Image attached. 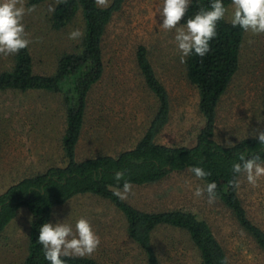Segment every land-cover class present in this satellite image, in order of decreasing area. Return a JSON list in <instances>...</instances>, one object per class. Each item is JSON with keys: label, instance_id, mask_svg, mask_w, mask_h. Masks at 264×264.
I'll return each instance as SVG.
<instances>
[{"label": "rangeland", "instance_id": "1", "mask_svg": "<svg viewBox=\"0 0 264 264\" xmlns=\"http://www.w3.org/2000/svg\"><path fill=\"white\" fill-rule=\"evenodd\" d=\"M25 9L32 8L22 0ZM111 0H108L110 3ZM161 0H127L107 29L104 39L105 75L90 97L87 122L78 148V159L99 154L115 155L131 149L144 134L155 110V100L147 90L135 64L139 45L149 51L158 77L171 99L169 126L158 142L168 146H193L204 119L199 113V96L187 79L185 62L174 40L175 32L160 27L155 10ZM47 2L26 12L23 23L34 55L35 71L50 74L61 52L79 41L69 39L78 20L65 32L52 30ZM231 7L227 19L230 20ZM242 65L220 102L216 139L234 143L262 130L264 100V34L248 33ZM13 66V55H0V71ZM65 111L59 96L43 93L0 92V192L23 175L63 166L62 137ZM239 195L250 219L264 230V178L253 187L241 177ZM204 187L191 173L173 174L158 184L134 187L127 202L148 212L182 209L206 220L226 250L230 264H264V251L239 226L233 213L220 201L209 204L207 194L194 196ZM86 218L100 236L101 244L91 257L100 264H146L141 250L127 234V223L112 205L92 196L75 199L56 211L52 223L75 226ZM31 216L22 210L0 235V264H23L28 253ZM154 243L162 264H201L191 241L182 232L161 228Z\"/></svg>", "mask_w": 264, "mask_h": 264}, {"label": "trees", "instance_id": "2", "mask_svg": "<svg viewBox=\"0 0 264 264\" xmlns=\"http://www.w3.org/2000/svg\"><path fill=\"white\" fill-rule=\"evenodd\" d=\"M55 2L50 16L52 30L65 32L78 20L83 36L57 57L54 71H35L30 46L13 55V66L0 71V92L16 94L43 93L59 96L65 111L62 137L63 166H52L44 172L23 175L0 192V235L17 219L22 210L31 216L28 253L23 264H49L44 259L37 237L40 226L52 222L57 210L75 199L92 196L112 205L125 219L127 234L141 250L146 264H162L154 243L155 232L163 227L182 232L197 250L201 264H230L226 250L211 226L196 213L182 209L148 212L120 200L113 193L122 184L114 178L123 171L134 187L155 185L173 174L191 173V166L204 168L210 175L202 181L217 184V199L233 213L240 228L264 251V230L250 219L238 191H233L232 164L240 153L260 155L264 145L256 136H247L230 146L216 139V122L220 102L242 65V52L248 33L233 28L227 16L217 24V36L210 42V52L203 58L186 59V76L196 87L199 113L204 119L193 146H168L158 142L170 124L172 105L165 85L157 75L149 51L139 45L135 64L144 84L155 100V110L144 134L131 149L118 154H99L78 159V148L87 122L90 97L105 75L104 39L107 29L127 0H111L107 7L96 0H28L30 7ZM231 7V0H223ZM211 0H192L184 21L201 8L208 9ZM227 15V14H226ZM264 131V100L262 105ZM192 174V173H191ZM193 175V174H192ZM240 175L237 179L241 180ZM67 264H100L95 258H66Z\"/></svg>", "mask_w": 264, "mask_h": 264}, {"label": "clouds", "instance_id": "3", "mask_svg": "<svg viewBox=\"0 0 264 264\" xmlns=\"http://www.w3.org/2000/svg\"><path fill=\"white\" fill-rule=\"evenodd\" d=\"M98 5L107 7L108 0H96ZM192 0H161L155 10L160 17V27L165 31L175 32L174 40L180 53L181 63L189 56L205 57L210 52V42L217 36V24L228 14L223 0H211L208 9L201 8L198 12L184 21ZM230 23L233 28H239L251 35L264 34V0H231ZM35 8L25 9L22 0H0V55H16L26 49L32 41L28 38L23 18L26 12ZM49 11H54L50 7ZM83 36L79 29L69 33V39L77 40ZM258 143L264 145V131H259L256 136ZM227 146L232 143L225 138ZM191 173L198 180H203L210 175L204 168L191 166ZM233 179L229 186L233 191H238L241 181L238 176L243 175L248 184L253 187L264 178V159L260 155L240 153L237 161L232 164ZM118 184H122L113 195L120 200L127 199L133 190L131 181L125 179L123 171L114 175ZM217 184L207 183L204 187L197 185L194 189L195 197L207 194L208 203L212 204L217 198ZM44 259L49 264H67L66 258H83L91 256L101 244L100 236L93 229L86 218H80L75 226L57 221L45 222L39 228L37 237Z\"/></svg>", "mask_w": 264, "mask_h": 264}]
</instances>
